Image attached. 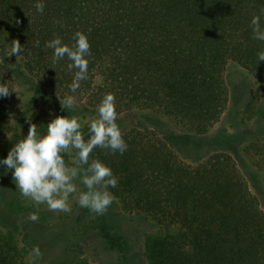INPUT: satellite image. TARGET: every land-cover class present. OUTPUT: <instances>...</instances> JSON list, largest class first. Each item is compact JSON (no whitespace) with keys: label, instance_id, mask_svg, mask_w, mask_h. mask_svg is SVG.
I'll list each match as a JSON object with an SVG mask.
<instances>
[{"label":"trees","instance_id":"trees-1","mask_svg":"<svg viewBox=\"0 0 264 264\" xmlns=\"http://www.w3.org/2000/svg\"><path fill=\"white\" fill-rule=\"evenodd\" d=\"M36 2L0 0V85L10 91L0 97V142L10 130L13 75L27 76L41 95L71 97L94 112L113 94L118 116L149 108L197 135L227 107L229 62L264 80V61H257L264 42L253 39L250 24L264 0H43V13ZM76 31L87 34L91 56L87 79L73 92L77 70L68 69L67 57L54 63L46 44L60 37L71 46ZM13 41L23 46L18 56L7 55ZM82 132L87 140L88 129ZM146 133L123 135L122 155L96 147L91 157L118 177L109 191L123 208L165 225L163 235L145 238L148 263L264 264V212L232 157L216 154L194 166ZM0 264H26L14 238L1 232Z\"/></svg>","mask_w":264,"mask_h":264},{"label":"rangeland","instance_id":"rangeland-1","mask_svg":"<svg viewBox=\"0 0 264 264\" xmlns=\"http://www.w3.org/2000/svg\"><path fill=\"white\" fill-rule=\"evenodd\" d=\"M228 87L227 107L206 133H188L169 115L145 108L130 116H118L123 135L149 134L162 140L187 164L197 165L216 154L232 157L251 194L264 212V80L237 62L224 70ZM14 106L10 130L0 142V158L7 156L16 142L25 137L29 126L45 125L57 116L77 117L81 130L98 116L73 99V106L61 107L58 100L39 94L24 75H13ZM17 141V142H18ZM89 155V162L95 160ZM76 150L64 154L66 163L76 166ZM84 168L87 165L82 166ZM77 192L86 190L78 176ZM70 212L35 205L20 194L11 170L0 166V232L11 235L24 254L26 264H149L144 241L148 235H163L166 227L154 216L122 207L116 196L103 215L81 208L70 195ZM36 212L37 221L28 219ZM38 246L41 256L34 258Z\"/></svg>","mask_w":264,"mask_h":264},{"label":"clouds","instance_id":"clouds-1","mask_svg":"<svg viewBox=\"0 0 264 264\" xmlns=\"http://www.w3.org/2000/svg\"><path fill=\"white\" fill-rule=\"evenodd\" d=\"M37 13H43L45 4L37 0L34 5ZM260 14L251 19L253 39L264 42V27L261 26ZM74 43L69 46L60 37L47 42L46 47L53 49V62L67 57L71 63L68 69H76L70 90L75 92L80 81L87 79L90 42L86 33L76 31L72 35ZM24 52L19 41H13L7 55L18 56ZM257 61H264V50L257 53ZM9 88L0 85V97H7ZM73 106V99L66 98L61 102L63 109ZM98 116L87 125L88 139L85 140L81 123L75 116H57L47 124V131L40 134L34 124L29 126L28 133L16 142L4 158H0V166L11 170L16 188L22 196L30 198L35 205L46 204L52 211L70 212V195L75 194L81 208H87L96 215H103L112 204L114 194L109 191L118 184V177L112 169L102 161L95 159L89 162V155L94 148L110 149L121 155L128 145L117 124L115 97L106 94L98 106ZM76 150V166H68L64 154L69 149ZM87 165L86 168L82 167ZM84 185V191L77 192L74 183L77 177ZM28 219L37 221L36 212L29 214ZM34 258L41 256L38 246L32 249Z\"/></svg>","mask_w":264,"mask_h":264}]
</instances>
